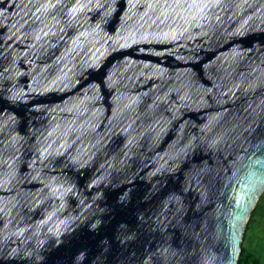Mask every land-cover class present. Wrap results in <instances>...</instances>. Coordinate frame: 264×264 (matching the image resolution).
<instances>
[{
	"label": "water",
	"instance_id": "95a60500",
	"mask_svg": "<svg viewBox=\"0 0 264 264\" xmlns=\"http://www.w3.org/2000/svg\"><path fill=\"white\" fill-rule=\"evenodd\" d=\"M264 191V0H0V264H238Z\"/></svg>",
	"mask_w": 264,
	"mask_h": 264
},
{
	"label": "rangeland",
	"instance_id": "374dc122",
	"mask_svg": "<svg viewBox=\"0 0 264 264\" xmlns=\"http://www.w3.org/2000/svg\"><path fill=\"white\" fill-rule=\"evenodd\" d=\"M260 197V213L246 232L241 245L246 252L256 256L257 264H264V191Z\"/></svg>",
	"mask_w": 264,
	"mask_h": 264
},
{
	"label": "trees",
	"instance_id": "16d2710c",
	"mask_svg": "<svg viewBox=\"0 0 264 264\" xmlns=\"http://www.w3.org/2000/svg\"><path fill=\"white\" fill-rule=\"evenodd\" d=\"M259 208H260V199H258L254 208L250 212L249 219L244 228L243 239L246 235V232L249 230L250 226L255 222L256 217L259 215L260 213ZM238 264H257V258L254 254L246 252L245 249L241 245V253L238 259Z\"/></svg>",
	"mask_w": 264,
	"mask_h": 264
}]
</instances>
